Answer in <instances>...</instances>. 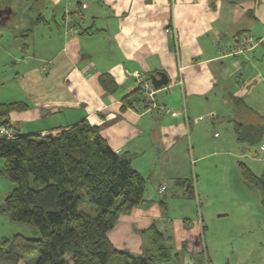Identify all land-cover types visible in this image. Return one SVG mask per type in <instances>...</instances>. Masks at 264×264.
Returning a JSON list of instances; mask_svg holds the SVG:
<instances>
[{"label": "crops", "instance_id": "0c3cea01", "mask_svg": "<svg viewBox=\"0 0 264 264\" xmlns=\"http://www.w3.org/2000/svg\"><path fill=\"white\" fill-rule=\"evenodd\" d=\"M23 7L28 18L20 17ZM10 8L20 16L0 17V103L28 107L12 111L9 125L22 134L81 120L97 125L146 179L143 201L107 234L113 246L152 255L164 247L182 264H200L197 250L215 264L202 214L197 222L170 218L161 193L171 186L172 196L180 189L195 195L196 175L187 167L206 158L210 145L228 143L211 138L222 122L232 124V144L264 134V0H12ZM245 34L252 45L230 53ZM137 72L168 78L152 84L147 109L135 104ZM126 95L135 107L123 106Z\"/></svg>", "mask_w": 264, "mask_h": 264}, {"label": "trees", "instance_id": "16d2710c", "mask_svg": "<svg viewBox=\"0 0 264 264\" xmlns=\"http://www.w3.org/2000/svg\"><path fill=\"white\" fill-rule=\"evenodd\" d=\"M11 1L0 0V10ZM106 77L102 74L100 81ZM134 93L138 104L139 87ZM129 96L122 98L123 106L133 105ZM27 107L23 101L0 103V125L9 126V114ZM235 125L241 134L240 123ZM0 158V174L14 183L0 212L34 228L33 237L15 233L0 238V264H158L171 259L164 247L155 255L135 254L115 248L109 240L118 217L143 201L146 179L128 155L110 148L97 125L81 120L46 134L14 130L11 138L0 136ZM241 168L258 189L264 208V169L256 175ZM84 204L92 206L93 213ZM153 233L154 241L160 240L159 231ZM204 257L203 264H212Z\"/></svg>", "mask_w": 264, "mask_h": 264}, {"label": "rangeland", "instance_id": "374dc122", "mask_svg": "<svg viewBox=\"0 0 264 264\" xmlns=\"http://www.w3.org/2000/svg\"><path fill=\"white\" fill-rule=\"evenodd\" d=\"M12 10L16 15L21 13L20 17L30 14L24 7L20 9V13ZM32 15L34 16V13ZM219 125L211 131V138L228 139V143L222 146L210 145L205 149V152L209 153L206 158L187 167L196 175L195 195L191 197L180 189L173 192L172 196V188L168 186L167 190L161 193V197L166 202L170 218L181 216L197 222L202 214L205 226L202 239L208 246L206 253L208 252V257L213 263L264 264V208L260 203L258 189L244 178L241 168L243 165L254 174H261L264 169V151H259V144L264 143V134L248 133L250 143L232 144L230 140L234 138L235 141L236 136L232 124L222 122ZM234 145L237 149L232 148ZM2 164L3 160L0 158V167ZM13 186L12 181L0 174V206ZM83 206L88 210L90 208L93 213L92 206ZM33 231L34 228L30 225L11 221L6 214L0 212V238L15 233L33 237ZM146 235L143 236V244L146 245L145 249L151 251V244L145 238ZM193 256L200 264L204 263V252L194 250ZM158 264L182 262L177 263L172 256L170 260Z\"/></svg>", "mask_w": 264, "mask_h": 264}, {"label": "built area", "instance_id": "2783aa9c", "mask_svg": "<svg viewBox=\"0 0 264 264\" xmlns=\"http://www.w3.org/2000/svg\"><path fill=\"white\" fill-rule=\"evenodd\" d=\"M84 6V5H83ZM169 31V30H168ZM253 42V38L249 34L241 35L238 37L232 48L230 49V53H239L243 49L248 48ZM135 80L140 90V104L144 105L147 108L150 107V104L154 102L156 89L153 88L152 82L148 75L143 74L141 72H137L134 74ZM143 103V104H142ZM14 135V129L9 125H0V136L11 138ZM259 151H264V143L259 145ZM164 189V186L161 187Z\"/></svg>", "mask_w": 264, "mask_h": 264}, {"label": "water", "instance_id": "95a60500", "mask_svg": "<svg viewBox=\"0 0 264 264\" xmlns=\"http://www.w3.org/2000/svg\"><path fill=\"white\" fill-rule=\"evenodd\" d=\"M10 11H11L10 7H7L5 9L0 10V17L4 19L6 16H8V14H10ZM3 13H5V15H6L5 17L2 16ZM158 75H159L158 77H156L153 74L150 75L152 84L154 85L155 88H159V87L166 85L168 83V78L164 72H160V73H158Z\"/></svg>", "mask_w": 264, "mask_h": 264}]
</instances>
